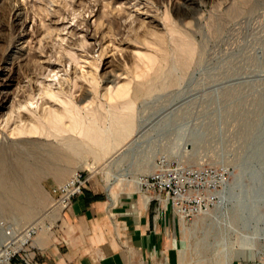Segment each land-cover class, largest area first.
<instances>
[{"label":"rangeland","instance_id":"rangeland-1","mask_svg":"<svg viewBox=\"0 0 264 264\" xmlns=\"http://www.w3.org/2000/svg\"><path fill=\"white\" fill-rule=\"evenodd\" d=\"M172 30L194 48L185 70L174 64L172 38L179 35ZM86 31L94 38L89 55L106 51L102 90L131 81L137 68L141 78L132 87L161 66L174 83L136 98L133 136L96 169L57 154L52 165L65 175L48 169L39 178L42 206L23 197L15 207L0 189V251L10 228L55 222L51 190L75 171H89L111 195L140 189V178L160 173L195 202L181 264H264V0H0V102L3 92L12 93L0 109V176L20 183L23 165L45 171L44 151L58 153L55 138L9 135L26 114L19 103L37 96L42 83L58 74L55 91L71 90L79 107L96 106L89 66L79 57L87 56L79 41Z\"/></svg>","mask_w":264,"mask_h":264},{"label":"bare ground","instance_id":"bare-ground-1","mask_svg":"<svg viewBox=\"0 0 264 264\" xmlns=\"http://www.w3.org/2000/svg\"><path fill=\"white\" fill-rule=\"evenodd\" d=\"M19 15L20 14L16 12L15 17L19 18L20 17ZM89 32L90 31H86V36H84V39L79 40L80 43L82 44L81 45L82 49L85 52L87 50L91 51L90 48L93 47L88 45L89 38H91V40H94V38L90 36ZM172 33H175L180 36V33H178L177 30H172ZM179 36L172 38V42L175 44L174 49L176 50L172 49L173 47L170 48L172 49V52H174V56H175L174 64H176L177 67H179L181 70H185L191 62L194 53V48L191 43L183 40L181 36L180 37ZM59 40H61V38H59ZM64 41H67V39L66 40L64 39ZM176 51H178V54L176 53ZM104 53H106L105 50H103L98 57H95L96 55L91 56L89 55L91 53L87 51V56H79L89 66L87 77L90 78L86 80L89 82L91 88L94 90V95H95L94 104L96 105L95 107H79L74 102L75 100H73L72 91L70 89L68 93H64L62 91H55L54 89L55 80L57 79L58 81H60L58 74L52 76L53 79L52 83L48 85L42 83L40 87L37 88V92H38L37 96L36 95L30 97L28 96L29 99H27V102L25 104L18 102L19 103L18 109L23 110L26 114L24 117L23 116L17 117L18 123H16L14 129L10 130L9 135L11 137H19L24 135L27 136L41 135V136H46L48 138L52 137L57 140L59 145V150L58 153L54 155L53 152L51 151L42 150L44 151L45 156L49 158L48 159L49 161L46 162L44 161L45 164L44 168H46L45 171L41 169H35L32 166L23 165L22 170H23L24 179L20 183L12 182L11 180H9L6 173L0 176V189L2 190L4 195L7 196L9 199L11 198L14 201H16L13 203L15 204V207L18 206L17 200H21L23 197H27L28 201L32 205L35 204L39 207L43 205V197L41 196V193L37 187V181L39 180V178L44 173H46L48 169L49 170L51 169V171L56 173L58 179H62L65 175V171L60 170L59 166L52 165L53 161H55V159L57 158L56 156L57 154L59 156L67 158V160H69V162L71 163L77 162L81 164L82 168L89 167L92 170V169H96L100 163H102L109 157L119 153V151H121L124 148V145L131 139L135 131L134 112H135L136 98L139 96L148 95L156 89L174 83L171 74H167L164 71L165 66L163 67L161 66L156 72V75H154L152 78L147 79L144 83H140L135 87H132V80L141 78L142 73L137 68L133 72L134 74L132 76L131 81L113 87L107 84L106 87L102 90V87L100 85L101 81H100V77H99L100 74L98 73V69L100 63L102 62L101 61L102 54ZM62 57H69V63L75 62V58L73 56H61V58ZM46 61L48 62V60ZM39 65L41 68L44 67L42 62ZM81 65L84 66L83 64ZM31 71L34 72L33 70ZM65 71L67 72V70ZM76 73L77 71L75 72V74ZM83 77H85V75ZM65 79L67 78L65 77L63 80L65 81ZM10 86L11 85L9 83L7 85L8 89ZM8 91L9 90H7L5 93L3 92V99L0 102V109L7 108L6 106L7 103L11 101L12 93ZM25 91H27V93L29 94L28 90L25 89ZM18 95H16L15 98H17ZM15 98L13 102L14 105L12 107L13 112L16 104H18L16 103ZM20 114L21 113H18V115ZM9 122H10L9 119L5 120L7 126H9L8 125ZM31 144L32 146H36L40 148L38 144L35 143H31ZM25 213L31 214L33 213V211L27 212V210H25ZM55 213L56 215L54 216V218H59L60 212L55 211ZM184 227L185 229L187 228L185 225Z\"/></svg>","mask_w":264,"mask_h":264},{"label":"crops","instance_id":"crops-1","mask_svg":"<svg viewBox=\"0 0 264 264\" xmlns=\"http://www.w3.org/2000/svg\"><path fill=\"white\" fill-rule=\"evenodd\" d=\"M57 220V221H56ZM35 239V264H181L186 229L170 203L135 186L108 194L98 178ZM186 263V261H185ZM233 264H250L236 261Z\"/></svg>","mask_w":264,"mask_h":264},{"label":"built area","instance_id":"built-area-1","mask_svg":"<svg viewBox=\"0 0 264 264\" xmlns=\"http://www.w3.org/2000/svg\"><path fill=\"white\" fill-rule=\"evenodd\" d=\"M92 177L89 171L79 170L63 183L53 187L52 210L58 212L68 210L73 201L83 195ZM139 187L146 198L155 199L160 204L170 203L184 225L192 220L189 217L195 212V207L192 206L195 202L188 199V189L185 186L173 182L166 183L160 173H155L150 177L140 178ZM53 224L39 223L23 229L10 228L6 235L7 241L0 251V264H35L36 256L33 250L35 239L43 230L51 229Z\"/></svg>","mask_w":264,"mask_h":264}]
</instances>
